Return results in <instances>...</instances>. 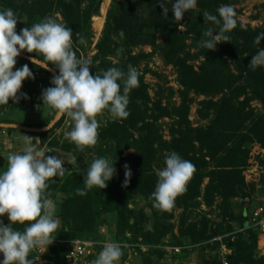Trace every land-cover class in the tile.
<instances>
[{
    "label": "trees",
    "instance_id": "obj_1",
    "mask_svg": "<svg viewBox=\"0 0 264 264\" xmlns=\"http://www.w3.org/2000/svg\"><path fill=\"white\" fill-rule=\"evenodd\" d=\"M160 2L161 0H111L102 38L96 49L100 56L108 57L120 49L114 38L121 40V46L126 49L138 45H149L156 35L162 38L164 60L178 69L179 81L185 91L182 93L180 106L173 110L178 119L175 135L169 143L161 141L160 143L165 151L169 153L175 151L182 158L191 161L195 166V172L187 182L186 190L176 197L171 209L161 210L153 206L151 194L155 190L158 177L156 172L150 170V167L158 138L153 131V125L146 123L147 86L139 79L138 87L132 89L129 94V117L116 119L99 127L97 144L86 146L84 149L89 148L93 151V147L101 143H110L116 154L130 148L135 149L134 169L129 170L131 176L127 181V186H125L126 170L121 169L115 172L112 182L108 183L105 189L93 187L87 190L86 196H80L77 195L76 189L85 187L84 175L77 172L73 174L71 180L66 182V187L68 186V191L71 192H67L69 195L60 208L63 229L57 235L59 238L100 239L102 236L97 230L86 238L76 236V233L91 231L95 219L102 212H106L116 214L118 225L123 231L131 232L134 241L140 237L141 240L138 242L142 245L156 246L162 243L166 236L172 234V220L176 209L192 207L198 203L200 198L206 206H210L216 198H219L225 204L226 215L237 222L243 230L235 234L233 242L225 240L227 247L231 250V254L227 257L228 261L231 264H264V258L255 257L259 241L256 230L249 228V221L246 217L248 207H245L244 213L232 215L227 205L231 198L240 200L246 198L244 192L247 186L242 173L251 146L259 143L264 147V121L262 119L252 120L254 117L252 112H245L248 103L246 100L241 103L237 101V96L240 94L237 89V93L224 94L216 102H203L208 110H212L213 120L207 127L192 128L187 118L190 99L186 96L190 91L197 95L215 96L224 90H231L233 84L237 82V76L230 72V66L234 64L237 66L238 74L253 78L254 94L264 104V66H258L255 69L248 67L251 57L258 52L259 48L264 47V41H261L260 45L254 43L257 34L264 32V25L251 30L247 26L241 28V24L237 23L236 28L226 33L230 39L222 40L215 50L209 51L199 45L203 31L210 26L204 23L203 13L217 14V9L222 5L230 4V1L197 0L196 8L187 12L189 17H187L186 34L192 41L193 49L198 50L195 56H191L187 51L184 37L176 29L171 13V0L167 2L168 15H163L159 7ZM101 4L102 0H0V8L2 10L10 8L19 18L24 17L26 27L34 25L45 17H54L58 22L72 28L73 41L77 44H79V36L84 37L85 40L91 37L92 18L99 12ZM141 10L145 11L144 15L139 14ZM121 31L124 33L123 37L120 36ZM23 54L35 55L26 52ZM199 56L203 57L204 61L200 64L198 71H195L194 66L188 62ZM17 62L22 65L27 64L29 69L45 77L43 90L52 86L50 81L53 76L50 73L20 58H17ZM125 66L120 64L115 67L126 73ZM50 67L53 68L51 65ZM55 72L58 74V71L55 70ZM156 110L162 112L164 116L168 114L167 108L156 106ZM105 112L108 113L106 110ZM54 117L55 111L49 108L46 116L38 123L26 125L7 118H0V124H16L40 129L46 127ZM63 119L64 117L50 131L44 133L32 134L2 128L0 132L36 136L44 141L48 134L62 123ZM249 120L250 123L246 125ZM138 124H144L149 131L139 139H134L133 130ZM65 148L67 152H72L71 146ZM74 167L75 170L79 168L76 165ZM205 180H207L206 184H204ZM66 187L63 188L64 191ZM137 196L141 197L146 209H130L131 199ZM242 203L245 204L244 201ZM146 212L150 213L153 221L150 227H145L149 225ZM187 231L180 225L181 236L179 238L186 235ZM210 232L212 233L205 234V237L200 240L201 243L215 236L214 231ZM218 246V244L212 247L207 246L202 251L206 249L216 251ZM123 258H120V264L124 261ZM204 264L219 263L216 258L210 257L204 261Z\"/></svg>",
    "mask_w": 264,
    "mask_h": 264
},
{
    "label": "clouds",
    "instance_id": "obj_2",
    "mask_svg": "<svg viewBox=\"0 0 264 264\" xmlns=\"http://www.w3.org/2000/svg\"><path fill=\"white\" fill-rule=\"evenodd\" d=\"M167 2L161 0L159 4L163 15L169 13ZM196 5L197 0H171L174 20L181 21ZM236 16L234 7L229 4L220 6L217 14L203 13L204 23L210 26L203 31L199 45L213 51L220 41H228L230 37L226 33L237 27ZM18 22L20 19L12 9L0 11V105H8L10 99L19 103L22 83L34 79L27 64L13 71L17 58L26 52L35 54L30 56L33 65L45 71L53 70L51 65L58 71L50 81L52 86L42 90L41 100L43 106L55 111L53 123L65 115L71 119V130L64 135L81 151L84 146L97 144L100 127L97 116L105 110L114 119L129 117L128 94L139 85L140 73L135 67L129 65L126 73L111 67L100 75H93L90 61L77 58L72 28L49 16L17 33ZM123 35L121 31L120 36ZM261 41H264V32L257 34L254 43L260 45ZM78 43H86L84 37L79 36ZM122 51L117 49V55ZM258 66H264V47L251 57L248 67ZM21 95L27 99L26 94ZM46 153L53 152L39 151L26 143L21 153L8 157L6 170L0 171V217L7 215L10 221L6 226L0 220V254L3 256L0 264H35L28 258L29 253L40 246L49 247L55 240L52 234L60 228V221L54 215L56 203L46 191L48 182L71 174V170L62 165H76L78 161L75 157L64 159L60 155L46 156ZM114 164L106 157L94 159L86 169L85 187L77 188V195L86 196L87 190L93 187L105 189L115 175ZM164 164L157 170L158 179L151 199L155 208L168 210L186 190L195 166L175 151L166 154ZM130 176L131 172L126 170L125 186ZM15 224L26 226L20 231L13 227ZM122 255L118 242L106 243L92 264H118Z\"/></svg>",
    "mask_w": 264,
    "mask_h": 264
},
{
    "label": "rangeland",
    "instance_id": "obj_3",
    "mask_svg": "<svg viewBox=\"0 0 264 264\" xmlns=\"http://www.w3.org/2000/svg\"><path fill=\"white\" fill-rule=\"evenodd\" d=\"M229 1V5H232L237 13L236 19L238 24H243L244 26L249 27L251 30L258 29L264 25V0ZM103 2L104 0H102V4ZM110 5L111 0L105 13L102 29L100 32L96 33L95 29L93 28L95 15L92 18L91 23V37L85 40L86 43H74L73 46L79 59H86L90 61V69L92 71L91 74L93 75H100L107 69L120 64L126 65V72L129 65H132L139 71V79H141L142 82L147 86L146 123L153 125V131L158 138L154 146L156 152L150 167L152 172L157 173L158 169H162L165 156L169 153L165 151L164 146L161 145L160 141L162 143H169L173 135H175L178 119L176 118L173 110L180 106L182 93L185 90L180 84L178 69L175 66L166 63L164 60L162 55V38L159 35H156L152 43L149 45H138L135 47H129L128 49L121 46V40L114 38V41L117 43V45H119V48L123 49L119 55H117V52H115L108 57H102L97 53L96 47L102 38L104 23L106 15L110 9ZM101 6L97 14L100 13ZM0 11L3 10L0 8ZM139 14L144 15L145 11L141 10ZM187 17H189V15L186 12L181 21L175 20L176 29L178 33L184 37L185 43L187 45V51L190 52L191 56H195L198 50L193 49L191 44L192 41L186 34ZM20 29L21 19L16 26L17 33L21 31ZM203 61V57L199 56L198 58H193L192 61L188 63L194 66L195 71H198L199 66ZM16 65L18 67L23 66L18 62ZM32 71L36 72L34 70ZM230 72L234 76H237V82L233 84L231 90H224L215 96L197 95L193 91H190L186 94L187 98L190 99V102H188L187 118L192 128L207 127L213 120L212 110H208L207 106L203 104V102H216L217 100L221 99L224 94L228 95L229 92H232L233 94L237 93V89L240 93L237 96V101L241 103L246 100L248 103L245 112H252L254 116L252 117V120L262 119L264 121V104L256 97V94H254L255 82L252 80L253 78L247 77L244 74H238L237 66L234 64H231ZM45 82V77L40 74L37 78L34 77V79L25 80L24 85L22 84L21 87L23 89L20 90V93H18V96H20L19 103H14L10 99L8 105H0V118H7L9 120L26 125L42 121L49 109L48 106H43L41 100V93ZM21 94H26L27 99H25ZM33 97H35L37 100H33ZM9 105L10 107H8ZM24 105L26 108L23 107ZM4 106L8 107V111H4ZM156 106L167 108V116H164L162 112H158L156 110ZM97 119L100 121V127L116 120L106 112H104L102 115H98ZM249 123L250 120L246 123V125ZM71 126V119L65 115L62 123L57 128L52 130L44 141H41L39 138H34L31 143L36 150L43 152H48L51 150V152H53L46 153V156L60 155L61 158L64 159L75 157L78 161L76 164V166H79L78 170H75L76 168L74 165L71 166V164L65 163L62 166L71 170V174L66 173L60 178L54 177L48 182L49 187L46 191L47 193H50V198L56 203L54 215L60 221V228L55 232L56 235L60 234L63 229L60 208L69 195L67 192H71L68 191L66 182L71 180L73 174L76 172L82 173L85 179L87 167L94 159L100 157H106L112 163H115L114 168L116 171L121 169L132 171L134 169L133 165L135 163L134 160L136 157V152L133 148H130L120 154H116L114 147L110 143H101L100 145L93 147V151L89 148L84 150L86 147L84 146V153H82L83 151H81L77 145L65 138L64 133L66 131H70ZM148 131L149 128H145L144 124H138L136 129L133 130L134 139H139ZM66 146L72 147L71 153L67 152V148H65ZM120 160H122V162ZM125 166H127V169ZM242 176L247 186V190L244 192L246 194V198L245 200H240L238 198H231L228 200L227 205H229V208H227L229 212L232 213V215H240L243 211V205H247L248 210L251 211L264 198V147H262L259 143H254L251 146ZM111 182L112 180L109 183ZM206 182L207 180H205L204 184H206ZM64 187H66L65 191L63 190ZM247 198L248 200H246ZM242 201H244L245 204L242 203ZM224 206L225 204H223L219 198H216L210 206H206L200 198L198 203L192 207L176 209L174 211L172 220L173 232L172 234L166 236V238L163 239L162 243L159 245H198L201 243L200 240L205 237V234L212 233L210 231H214L215 235L220 233L227 234L231 232L239 234L241 229L239 224L226 215L227 213L224 210ZM129 207L130 209L137 210L146 209V205L140 196L131 199ZM146 214L149 218V225H145V227H150L153 221L150 213L146 212ZM0 220H2L6 226L10 224L7 215L0 217ZM180 225L183 226V229L188 230L187 234H184L182 238H179V236H181L179 232ZM13 227L20 231H23L24 229V225L19 224H15ZM70 228L71 227L69 226V229ZM102 228L105 229L107 234L114 236L120 243L127 242L131 244L137 243L141 240L140 237H137L138 239L134 241L135 239L133 234L131 232L129 233L128 231H123L118 225L116 214L106 212H102L95 219L94 227L91 231L81 233L78 232L76 233V236L86 238L89 237L90 234L93 235L96 230L98 233H100L99 231ZM126 234L130 235V239L127 238ZM159 245L151 247L146 246L147 250L143 253L139 251L137 255H133L134 252L130 249L126 250L122 248V257H124L123 259L125 260L130 254L129 262L133 264H204V261L208 259L206 256H202L201 254L200 257H198V252L202 251L201 247L193 248L181 256L170 258L166 256L164 252L158 249ZM0 256H2V254H0ZM255 257L264 258L263 240L259 241V246L257 248ZM28 258L32 259L31 252L29 253ZM123 262L121 264H123Z\"/></svg>",
    "mask_w": 264,
    "mask_h": 264
},
{
    "label": "built area",
    "instance_id": "obj_4",
    "mask_svg": "<svg viewBox=\"0 0 264 264\" xmlns=\"http://www.w3.org/2000/svg\"><path fill=\"white\" fill-rule=\"evenodd\" d=\"M37 73V72H36ZM38 75V73L36 74ZM249 221V228L256 230L258 235V241L263 239L264 242V198L246 214ZM243 230L240 229L239 232ZM100 239H82V238H59L55 233L52 234V238L55 239L53 243L48 247L40 246L33 251L32 260L35 264H92V262L98 257V254L102 250L106 243L118 242L122 248L130 249L133 251V255L137 253L145 252L147 247L140 242L137 243H120L114 236L107 234L105 229H100ZM237 233L217 234L206 242H202L198 245H177L167 246V244L159 245L160 249L168 257L174 255H181L183 252H188L193 248L201 247V249L207 246H213L218 244L216 251L204 250V253L208 258H216L219 264H231L227 257L231 254V250L227 247L225 240L233 242ZM130 239V235L126 234ZM136 249V250H135ZM126 258L123 264H133ZM119 264V263H118Z\"/></svg>",
    "mask_w": 264,
    "mask_h": 264
},
{
    "label": "crops",
    "instance_id": "obj_5",
    "mask_svg": "<svg viewBox=\"0 0 264 264\" xmlns=\"http://www.w3.org/2000/svg\"><path fill=\"white\" fill-rule=\"evenodd\" d=\"M19 19H21V29L26 28V19L24 17H21ZM20 67H22V66H20ZM20 67H18L17 65H15L13 71H15L17 68H20ZM36 74H37L36 72H33V76L35 78H37L39 76V74L38 75H36ZM22 84L24 85V82ZM22 89L23 88H21V90ZM33 100H37V99H35V97H33ZM25 105L23 107H25ZM8 107H10V105ZM8 107L7 106H4L3 107L4 111H8L7 110ZM28 137L31 138L32 140L31 141H28L27 136L24 135V134H21V133H12V134H9L7 132H0V168H1L0 170L1 171L6 170V168L8 166V157L11 154L21 153L22 152V149H23V147L25 146L26 143H32V141H33L34 138H38V137H32V136H28ZM36 141H37V139H36ZM245 207H247V206L246 205H243V211H242L243 213H244ZM248 212H249V210H248ZM185 253H187V252H183L181 255H183ZM200 254L202 256L203 255L206 256L205 253H204V251L198 252V257H200ZM181 255H174V256H172L170 258L178 257V256H181ZM206 258H208V256H206Z\"/></svg>",
    "mask_w": 264,
    "mask_h": 264
},
{
    "label": "water",
    "instance_id": "obj_6",
    "mask_svg": "<svg viewBox=\"0 0 264 264\" xmlns=\"http://www.w3.org/2000/svg\"><path fill=\"white\" fill-rule=\"evenodd\" d=\"M18 58H20V59H22V60H25V61H27V62H29V63H32V62H31V59H30V56L25 55V54H23V53H21V55H20ZM37 67H38V66H37ZM41 69H42V68H41ZM50 69H53V68L50 67ZM43 70H44V69H43ZM47 72L50 73L53 77H54L55 75H58V74L55 72L54 69H53V70H49V71H47ZM54 119H55V117H54ZM54 119L49 123V124L51 125L50 128H48V127L46 126V127H44V128L34 129V128H29V127H25V126H21V125H16V124H0V128H2V129H15V130H18V131H21V132H27V133H32V134H39V133H44V132H48V131H50V130L55 126V124L58 122V121H56L55 123H53ZM2 259H3V257L0 256V260H2Z\"/></svg>",
    "mask_w": 264,
    "mask_h": 264
},
{
    "label": "bare ground",
    "instance_id": "obj_7",
    "mask_svg": "<svg viewBox=\"0 0 264 264\" xmlns=\"http://www.w3.org/2000/svg\"><path fill=\"white\" fill-rule=\"evenodd\" d=\"M109 4H110V0H104L103 4L101 6L100 13L94 17L93 28L95 29L96 33H99L100 30L102 29L104 16H105V13L108 9ZM260 240H263V239H260Z\"/></svg>",
    "mask_w": 264,
    "mask_h": 264
}]
</instances>
